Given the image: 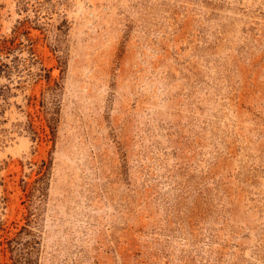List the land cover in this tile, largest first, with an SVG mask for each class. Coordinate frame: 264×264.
<instances>
[{
	"label": "rangeland",
	"instance_id": "obj_1",
	"mask_svg": "<svg viewBox=\"0 0 264 264\" xmlns=\"http://www.w3.org/2000/svg\"><path fill=\"white\" fill-rule=\"evenodd\" d=\"M0 264H264V0H0Z\"/></svg>",
	"mask_w": 264,
	"mask_h": 264
}]
</instances>
